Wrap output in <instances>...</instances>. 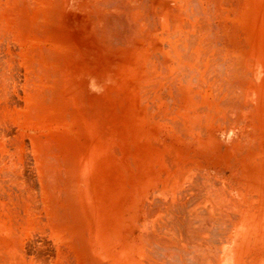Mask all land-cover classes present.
Instances as JSON below:
<instances>
[{"label":"rangeland","instance_id":"1","mask_svg":"<svg viewBox=\"0 0 264 264\" xmlns=\"http://www.w3.org/2000/svg\"><path fill=\"white\" fill-rule=\"evenodd\" d=\"M246 1L219 0L217 14L203 15L204 34L210 29H216L217 33L213 36L207 31L210 34L205 39L207 47L213 38H217V48L207 50L204 75L211 70L214 73L203 77L202 107L180 114L170 111L168 115L155 109V123L151 126L144 125V119L135 115L136 119L132 117L136 124L122 122L100 127L98 123L93 124L92 118L87 120L79 107H73L78 100L69 89L75 82L76 86L84 88L82 78L56 80L52 78L53 72L49 75L42 72L52 71V68L38 65L40 58L36 56L42 50L46 53L56 48L54 41L40 32L48 29L45 18L50 17L47 14L50 0H0V264H140L145 258L141 234L150 228L152 232L159 230L158 223L162 220L176 218L177 226H174L177 229L170 228L176 232L177 240L185 245L187 237L184 236L186 242H183L184 238L179 235L180 231L184 232L180 228L187 227V220L182 226L177 219H181L188 209L193 216L203 214L208 219L218 218V221L226 216L218 227L223 233L216 230L225 239L230 236L229 230L248 225V239H252V243H246L240 249L242 258L246 259V264L259 260L264 264V241L259 244L254 239L257 230L264 238V187L254 188L249 181L258 184L259 179L245 178L250 170L264 174V0ZM79 15L69 14V17ZM57 21L58 28L63 29L64 20ZM29 22L30 33L24 30ZM215 63L221 64L219 69ZM55 82L60 86L55 84V87ZM214 86L218 92L212 90ZM57 87L59 91L54 94L59 95L55 98L51 91ZM228 88L232 92H228ZM188 101L191 98L188 97ZM130 112L135 113L134 110ZM109 114L104 115L106 120L108 117L112 120ZM200 115H206L207 120ZM170 119L175 124L164 126ZM118 120V117L114 118V122ZM156 139L159 146L155 145V154L158 148L160 156L166 155L162 143L169 139L175 178L169 180L172 184L167 191L161 190L156 183L153 189L150 185L146 188L148 180L144 179L141 195L140 172L150 169L154 154L152 144ZM166 165L161 162L160 171H166ZM234 171L237 177L231 178ZM199 172H210L218 179L202 176ZM263 181L260 179L261 183ZM149 221L151 225L154 223L150 227L146 226ZM228 223L233 227L229 228ZM160 229L163 231L158 233L163 237L166 230ZM207 235L208 232H203L198 240L195 237L192 241L200 240L202 246L206 243L205 249L213 247L210 252L208 250L213 257L214 251L224 256L228 246L225 239L220 235L218 238L214 234H209L214 238ZM201 237L211 240L203 241ZM212 239L218 241L214 243ZM188 243L191 246L190 240ZM142 245L150 248L145 241ZM204 247H200V255ZM157 249L161 250L158 247L154 251L151 249L150 256H160ZM208 252L205 250L204 254ZM186 255L179 250L174 259L164 255L151 258L157 260L154 264H176L177 261L188 264ZM210 257L207 260L214 264L215 258ZM205 260L202 258L194 264H207Z\"/></svg>","mask_w":264,"mask_h":264},{"label":"bare ground","instance_id":"2","mask_svg":"<svg viewBox=\"0 0 264 264\" xmlns=\"http://www.w3.org/2000/svg\"><path fill=\"white\" fill-rule=\"evenodd\" d=\"M209 3L207 5V0H50V2L48 3L49 8L47 10V14H50V17L45 18V20H47L45 25L47 26L48 29L44 30V32L43 31H40V32H41V34H45V36L50 37L51 40L54 41V45H56V48H55V50H49L46 53H44L42 50V53H40L39 56H36V57L40 58V61H38V63H39L38 65H39V67L40 66H48V67L52 68V71H48L46 73H45V71H42V72H44V75H49L50 74L49 72H51V73L53 72L52 78H54L56 80H58L59 78L72 80V78L77 79V78L81 77L84 88H80V87L76 86V84H75L76 82H75L74 83L75 87H74V84L72 83L73 86L71 87V89H69L70 94H72L74 96V99L78 100V102H76L73 107L74 108L79 107L81 109L80 111H82V115H83V113H85V115H83V116H85L87 118V120H90L89 118H92L93 124L98 123V125H100V127H103L104 125H107V124H110L109 126H111V125L114 126L116 124L119 125L122 122H127L129 124H136L135 115H137V117L144 119L143 120V123L145 122L144 125L151 126L152 125L151 123H153V122L155 123L154 115H153L155 109H160V110H162V111H160L161 113L164 112L167 115L170 114V111L171 112L175 111L178 114H180L186 110L188 111V110L198 109L200 107L201 101H202L201 96L203 94L202 92H203V86H204L202 84L203 83L202 81H204L203 77H206V75L208 76L209 74L213 75V73H214L213 70L208 68L209 71L211 70L213 73L208 72V70H207L208 74L204 75L206 73L205 70L207 69L206 68V56H207V52H208L207 50L214 51L217 48V38L212 39V42H211V45L209 48L207 47V44L205 42L207 34L210 33L213 36L217 35V33L215 32L216 29H214V31L212 29H210V31L207 30L209 33L206 31V33L204 34V27H203V19L204 18H203V15L207 14V13L208 14H217V12L219 11L218 10L219 0H209ZM245 4H243V5H245ZM74 8H76V9L74 10ZM69 14H74V15L75 14H78V15L81 14V15L75 16V18H73V17H69ZM205 18H206V16H205ZM57 20H61V21L64 20L63 29L61 28L62 30L58 28L59 24H57V22H58ZM61 21H60V23H61ZM244 21L245 20L242 21V24ZM29 24H30V22L28 23V27L26 26L25 27L26 29H24V30H27L26 32H28V33H30V30H32L29 28ZM210 27L212 28L213 26L210 25ZM22 28H24V27L22 26ZM38 28L39 27H37V29ZM33 33H35V32H33ZM24 35H26L25 32H24ZM225 35H227V34L225 33ZM63 36H64V39H67L66 41L63 39ZM218 39L220 40V36L218 37ZM227 43H228V41H227ZM229 43L231 44L232 42L229 41ZM224 46H225V44H224ZM247 46H248V44H247ZM38 52L39 51L36 52L37 55H38ZM211 62H213V61H211ZM209 64H210V62H209ZM220 65H218V63L216 65V63H215V67L218 66L217 67L218 69L220 68L219 67ZM39 67H38V69H39ZM233 67H235V66H233ZM41 69H42V67H41ZM238 70H237V72H238ZM228 72H230V71H228ZM214 77H215V75H214ZM229 77H230V75H229ZM83 79H84V82H83ZM209 79H210V76H209ZM61 81H63V80H61ZM205 81H207V80L205 79ZM212 81H214V80L212 79ZM56 82L54 83V85L58 83V82L57 83ZM217 82H218V80H217ZM217 82H216V84H217ZM59 83H61V82H59ZM58 84H57V86L59 87L60 85H58ZM216 86H218V84ZM55 87H56V85H55ZM58 87H57V89L54 88V90L51 91V93H53L52 95L54 97L56 95H59L56 93L54 94V91L55 92H56V90L59 91ZM219 87H217V88H219ZM214 89H216V87L213 88L212 90H214ZM64 91H65V87H64ZM215 91L218 92L217 89ZM227 91L228 92L230 91L229 88L227 89ZM230 92H232V91H230ZM213 93L216 94L215 92H213ZM53 96H52V98L54 99ZM188 97L191 98V101H188ZM168 102L169 103L171 102V105L170 104L168 105ZM59 104H58V106H59ZM213 104H215V103H213ZM233 104H235V103H233ZM60 105H62V104H60ZM55 106H57V105H55ZM206 106L207 105H205L204 107L206 108ZM201 107H202V105H201ZM231 108L232 107H230V109ZM233 108H234V106H233ZM168 109H170L169 113L167 111ZM47 110H50V109L48 108ZM131 110H134L135 113L131 114L132 113V112H130ZM111 111H113L114 113ZM126 111H129L130 113L127 112L126 114H124ZM118 112H120V113H118ZM108 113H110L109 116L112 120H110L109 117H108V120H106L104 115L105 114L107 115ZM171 114H173V113H171ZM232 114H233V112L230 115H232ZM163 115H161V116H163ZM132 116L135 118L134 120H133ZM116 117L119 118L117 123L114 122V118H116ZM204 117H206V120H207L206 115L203 117L201 116L202 119ZM33 118H35V117H33ZM163 118H162V120H164ZM236 119H238V118H236ZM191 120H192V118H191ZM203 122L204 121H202V123ZM139 123H142V121H140ZM171 124H175V121L170 119V122L167 121L164 124V126L169 127ZM181 127H183V126H181ZM184 134H186V132ZM172 167H170V168H172ZM162 172L164 173L165 170H162ZM199 179H201V178H199ZM205 181H206V179H205ZM195 183H197V182H195ZM207 183L208 182H206V184ZM50 184H52V183H50ZM191 184H194V183L192 182ZM164 185H165V183H164ZM213 185H215V184H213ZM203 186H204V184H203ZM187 187H189V186H187ZM206 187H207V185H206ZM73 190H72V192L74 193ZM202 190L204 191V189H202ZM206 193H208V190ZM200 194H202V193H200ZM199 195H197V196L199 197ZM203 195H204V193H203ZM209 195H210V193H209ZM68 196H69V194H68ZM206 196H208V195H206ZM184 199H185V197H184ZM213 199H215V198H213ZM177 202L179 203V201H177ZM182 203H184V202H182ZM233 203H234V201H233ZM149 204H147V205H149ZM197 204H199V203H197ZM197 204L195 203V205H197ZM216 204L219 205V203H216ZM171 205H174V204L172 203ZM171 205L169 204V206H171ZM195 205L193 206V208L195 207ZM199 205H201V204H199ZM159 206H161V205H159ZM207 206H209V205H206V207ZM219 206L222 207L221 205H219ZM179 207H181V206H179ZM179 207H177V208H179ZM159 208H161V207H159ZM168 208L169 207H167V209ZM175 208H176V206H175ZM200 208H201L200 211H202V206ZM205 208H203V209H205ZM186 209H188V208H186ZM171 210L169 209V211H171ZM196 210H197V208H196ZM189 211L190 210L188 209V211H186L187 213L185 212V214H189V216L185 215L183 213V215L180 216L181 219L180 218L177 219V221L179 222V225H182V226L184 225V221L187 220V225H186L187 227L186 228H184V227L182 228L180 226L181 227L180 229H183L184 232L182 233V231H180L181 234L179 235V237L184 238V240H182L183 242H186L185 241L186 239L184 236L187 237V242L185 243V245L183 243H181V241L179 242L177 240L178 237L177 238L175 237L176 232H174L173 230H172L173 232L171 231V228H170L171 226L173 229H177V228H175L177 226L176 225L177 222H175L176 218L174 219V217H170L169 219H171L172 220L171 221L166 217L167 218L166 220H162L161 222L158 223L159 230H162V229H160L161 227H164L166 230V232L164 233L165 235H163V237L160 233H158V231H159L158 229H157V231L152 232V230H151L152 228H150V230L147 229L144 232V234H141V248H142V252H143L142 255L145 256V258L144 259L142 258L143 261H141L140 264H154V262L156 263L157 260L154 261L151 257H154L157 259V257H161V255H164L165 258L167 257L170 259H174V257L177 255V252L179 250L186 252L188 254V255H186V257L188 256L187 258L189 260L191 259L190 260L191 263H189V260L187 261L188 264H192V263L194 264L202 258H203V261H204V259H206L205 261H208L209 259L207 260V258H209L210 255H211V257H213V254L209 253L213 247L210 250H209V247H208V249H205L206 243H203V246H202V244H201L202 242H200V240L198 242L197 241L195 242L192 240L195 237H196L195 239L198 240L199 234H202L203 232H205V233L208 232V235L214 234L215 237L217 235V238H218V235H220V234H218L216 230L220 229V228H218L219 224L221 223L222 219L226 216H224L220 221H218L217 220L218 218H216V220H215L214 218L209 217V219H208L207 216L203 215V214H197V215L194 214L195 216H193L192 214H190L191 212H189ZM200 211H197V212L202 213ZM221 211H223V210H221ZM58 212H60V211H58ZM174 212H177V209H175ZM193 212H194V210L192 211V213ZM207 212H209V211L207 210ZM152 213H154V212L152 211ZM179 213L181 214L182 212H179ZM218 213L220 214L221 212H218ZM226 214H227V212H226ZM169 215H170V213H169ZM171 215H173V214H171ZM228 215H229V213H228ZM146 216H149V215L146 214ZM186 216H188V217H186ZM66 217H65V219H66ZM233 217H234V215H233ZM226 220H228V219H226ZM216 221H218V222H216ZM228 221L230 223V220H228ZM171 222H172V225H170ZM151 223L152 222L149 221L148 223H146V226L150 227L154 224L153 223L151 225ZM224 223H226V222H224ZM224 223H223V225L225 226ZM229 223L227 224L229 226V228L233 227L232 223L230 225H229ZM174 225H176V226H174ZM223 225H221L220 227H223ZM154 226H156V224ZM228 226L226 227L227 229H228ZM247 226L248 225L242 224V225L237 226L235 228V230H232V231L229 230L230 236L227 239L221 237V235L219 236L220 238H223V240L225 239L224 242L226 241L228 246L226 248L224 256L222 255L223 257L220 256L219 253L216 254L215 251L213 250L214 255H215L213 257V258H215L214 264H246V259L244 260L242 258V254H243L242 252L243 251H241L240 249H242L243 246L245 247L247 240H249L248 239L249 230H248ZM221 229H220V231H221ZM223 230H225V227H223ZM175 231H177V230H175ZM225 231H224V233L227 234V231L226 232ZM218 232H219V230H218ZM169 235H171V238ZM128 237H132V236H128ZM210 237H206L205 238L206 241H209L207 238L210 239ZM175 238H176V240H175ZM201 238H199V239H201ZM211 238H214V237H211ZM205 239L202 238L203 241H205ZM136 240H138V239H136ZM188 240H190L192 242L191 246L187 245ZM212 240L214 241V239H212ZM216 240L214 241V243H216ZM144 241L146 244L148 243L150 245L149 246L150 248H147L146 245L145 246L142 245V244H144ZM213 241H211V242H213ZM209 242H207L208 246H209ZM210 244L213 245L212 243H210ZM218 244H219V242H218ZM221 244H222V242H221ZM155 246L160 248L163 251V253H162L161 250L157 249L158 252L161 253V255L159 254L160 256H157V257L150 256L149 253L151 252V249H152V251L156 250ZM200 247H202V248L204 247V249L207 252L209 250L208 253H205L206 256H208L210 254L209 257H206V258L204 257V255H205L204 251L205 250L203 251L204 255L202 254V252H201L202 255H200L198 253V252L202 251V250H200V249H202ZM129 248L136 249V247H129ZM176 249H177V252H175ZM216 250H218V249H216ZM87 254H89V253H87ZM218 254H219V256H218ZM183 256H185V255H183ZM211 257H210V259H212ZM163 258L162 259L159 258L158 260H163ZM182 258L184 259V257H182ZM177 260H179V259H177ZM164 261H162V262H164ZM210 261H208L206 263L209 264ZM166 262H168V261H166ZM211 262H213V261H211ZM177 263H178V261H177ZM163 264H166V263L164 262ZM169 264H171V263H169ZM172 264H175V263H172ZM184 264H185V262H184ZM252 264H262V261H260V260L257 262L254 261Z\"/></svg>","mask_w":264,"mask_h":264},{"label":"crops","instance_id":"3","mask_svg":"<svg viewBox=\"0 0 264 264\" xmlns=\"http://www.w3.org/2000/svg\"><path fill=\"white\" fill-rule=\"evenodd\" d=\"M152 145H154V154H152V156H151L150 169L146 172L143 171V169H142L140 172L141 195H143V193H144V189H143L144 188V186H143V180L144 179H145V181L148 180V184L145 186L146 188L147 187L149 188L148 185H150L151 189H153L154 184L156 183L157 187H159V185L161 186V190L167 191L169 189V186L172 184V182L169 180H174V178H175V171L172 167L173 163H172V160L170 159V155H169V151H170L169 139L166 142L162 143V147L164 148V150H166V155L160 156L158 153V148L156 149L157 153L155 154V145H156V147L159 146V141L157 139L154 140V143ZM163 161L166 162V164H167L166 165V171L164 173L162 171H160V168H161L160 163L161 162L163 163ZM170 167H172V168H170ZM199 174H202V176L207 175L209 177L218 179V176H212V174L210 172H199ZM235 177H237L236 171H234V173L231 175V178H235ZM245 178H249V180L259 179L258 184H256L255 181L251 184L249 181V185L253 186L254 188L259 189V187H262V186L264 187V181H263V183L260 182V179L264 180V174H261V172H255L254 170L247 171ZM164 183H165V185H164ZM232 186H235V185L232 184ZM141 211L143 212V210H141ZM257 226H259V225H257ZM248 230H249V228H248ZM249 234H250V230H249ZM254 234H255L254 239L258 240L259 244L262 243V241H264V238L263 239L261 238L260 230H257V232ZM247 243H248V245H251L252 239L247 240ZM259 248H260V246H258V249Z\"/></svg>","mask_w":264,"mask_h":264}]
</instances>
